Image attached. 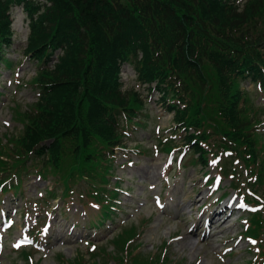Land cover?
<instances>
[{
    "label": "trees",
    "instance_id": "trees-1",
    "mask_svg": "<svg viewBox=\"0 0 264 264\" xmlns=\"http://www.w3.org/2000/svg\"><path fill=\"white\" fill-rule=\"evenodd\" d=\"M14 5L28 18L23 51L38 64L31 82L39 98L15 117L19 134L0 139V185L10 166L24 171L36 162L63 196L78 179L101 193L125 129L146 126L139 117H148L143 91L155 82L199 162L230 150L255 175L247 185L264 191V137L257 129L264 108L241 87L264 86V0H0V62L7 66ZM123 62L145 84L142 91L123 87Z\"/></svg>",
    "mask_w": 264,
    "mask_h": 264
},
{
    "label": "rangeland",
    "instance_id": "rangeland-1",
    "mask_svg": "<svg viewBox=\"0 0 264 264\" xmlns=\"http://www.w3.org/2000/svg\"><path fill=\"white\" fill-rule=\"evenodd\" d=\"M11 16L13 18L12 44L3 51L6 58L11 62L15 61L16 64H12L11 68L0 67V136L4 132L14 134L20 132L21 125L15 122L14 118L20 112L30 110L38 96L36 88L26 85L36 69L35 62L24 57L23 53L28 32L26 14L21 7L13 6ZM125 67L126 65L120 71L123 87L142 88L133 78L131 66L127 69ZM241 85L257 104H264L263 90H259L247 81L242 82ZM157 96L152 92L145 98L149 103L145 108L149 112L148 117L145 118L146 126L136 125L137 128L132 126L127 132L129 139L126 140L125 149L115 150L116 156L111 169L113 177L108 178V188L117 187L118 194L113 198L112 202L116 208L109 213L110 217L96 224L98 205L89 204V201H92L89 199L85 202V198L79 194V192L84 194V184L78 182L73 185L70 197L49 201L48 207L53 210L45 209L41 214V220L37 221L39 216L36 217L34 213V201L40 199L42 187L47 182H41L33 173H29L23 178L22 191L11 201H16L22 212H30L31 218L26 223L28 214L23 216L20 220L22 225L15 219V226L3 239L0 238V245L2 244L0 264H12L13 261H19L16 251L11 249V241L19 235L20 227L23 228L27 224V226L41 228L46 221L51 223L49 230L51 229L54 237L50 238V242L54 243L48 247L40 244L41 249L44 250H39L35 254L34 264H60L57 260L58 255L69 260L80 259L83 264H92L93 258L88 254V250L92 249L91 245L95 246L93 251H97L100 247L111 251L113 245L110 243L111 240H116L117 232L126 226L135 225L141 228L144 224L143 233L139 237L141 243L139 250L145 254L154 253V255L162 256L168 253L174 264L177 262L181 264H243L245 260L252 257L253 251L250 250L245 253L234 252L230 255L231 258L225 257L221 263L219 260L216 261L212 253L213 244H217L215 250L217 253L227 251L228 246H233L235 251L245 248L246 241L244 242L243 239L237 243L227 238L237 235L242 230L240 221H235L236 214L231 215L223 226L213 227L209 238H203L200 235L201 227L191 232L188 230L197 214L199 198L202 200V196L217 188L216 182L214 185L204 184L207 177L216 174V169L211 161L204 168L198 163H191V151L182 148L179 144L169 154L158 148L159 138L172 137L179 143L182 132L173 134L170 131L171 114L163 110L156 100ZM15 105H17L16 110L13 108ZM263 128L264 124L260 129ZM139 147L144 152L138 151ZM227 167L229 170L231 168L236 170L233 177L238 183L244 182L246 172L238 161L229 160ZM205 171H208L206 175ZM168 179L170 180L167 183ZM229 179V176L220 179V191L226 190L232 195V189L228 188ZM160 191L162 192L159 196ZM256 192L262 195L261 190ZM197 196H199L198 200ZM81 197H83L82 200H79ZM156 199L160 200V206L155 202ZM202 210H204L203 207L200 212ZM52 217H55L56 222L51 220ZM223 218L224 214L221 219ZM41 238L42 235L38 237V240L41 241ZM261 238L264 243V231ZM193 244L196 250L191 252ZM117 249L121 254L127 253L126 245L117 246ZM136 251L138 252V247L132 251V254Z\"/></svg>",
    "mask_w": 264,
    "mask_h": 264
},
{
    "label": "bare ground",
    "instance_id": "bare-ground-1",
    "mask_svg": "<svg viewBox=\"0 0 264 264\" xmlns=\"http://www.w3.org/2000/svg\"><path fill=\"white\" fill-rule=\"evenodd\" d=\"M17 26H18V29L20 30V26H19V23H17ZM191 247V246H190ZM196 249H195V246L193 245L192 248H191V252H194Z\"/></svg>",
    "mask_w": 264,
    "mask_h": 264
},
{
    "label": "snow or ice",
    "instance_id": "snow-or-ice-1",
    "mask_svg": "<svg viewBox=\"0 0 264 264\" xmlns=\"http://www.w3.org/2000/svg\"><path fill=\"white\" fill-rule=\"evenodd\" d=\"M19 245H17V247H18Z\"/></svg>",
    "mask_w": 264,
    "mask_h": 264
}]
</instances>
